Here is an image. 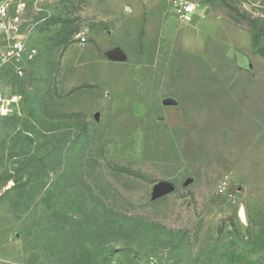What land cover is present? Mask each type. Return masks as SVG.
Masks as SVG:
<instances>
[{"label":"rangeland","instance_id":"rangeland-1","mask_svg":"<svg viewBox=\"0 0 264 264\" xmlns=\"http://www.w3.org/2000/svg\"><path fill=\"white\" fill-rule=\"evenodd\" d=\"M177 1L22 12L27 52L1 73L22 102L0 116V264H84L54 241L87 246L85 213L110 220L101 264H264V0H188L190 19Z\"/></svg>","mask_w":264,"mask_h":264},{"label":"built area","instance_id":"built-area-1","mask_svg":"<svg viewBox=\"0 0 264 264\" xmlns=\"http://www.w3.org/2000/svg\"><path fill=\"white\" fill-rule=\"evenodd\" d=\"M31 1L34 0H17L14 15L10 13V5L7 2L0 4V116L3 117L12 116L20 111L22 95L2 88L1 73L8 64L19 62L27 52L26 40L32 26L29 25L26 32H21L20 26L21 14ZM195 9L196 5L192 1L176 3L177 13L187 19H190ZM19 72L22 73L20 69Z\"/></svg>","mask_w":264,"mask_h":264},{"label":"trees","instance_id":"trees-1","mask_svg":"<svg viewBox=\"0 0 264 264\" xmlns=\"http://www.w3.org/2000/svg\"><path fill=\"white\" fill-rule=\"evenodd\" d=\"M55 206H57V212H56L57 218L54 221H56L57 223L56 225H54V227L51 230L55 232L57 239H61L60 233L62 234L63 231V229L61 230V227L63 228L67 224V220H65L66 216H64L62 211H60L63 210L61 207L62 204L61 205L55 204ZM82 221H83L82 223L74 225L73 227H76L77 229L76 237L80 235L78 232H83V231L87 232V234L85 235L87 236V238L85 239L86 244H88L87 246L83 245L84 240H82L81 247H78L79 245L70 237L62 238V241L58 240L54 242L58 247L60 246V242H61L62 247H64L68 251L71 250L70 253H72L73 251L77 252L78 248H82V250L80 249L82 251L80 253V256L82 257L81 262H83L84 264H101L102 261H99V259H94L93 257L92 245L96 246L97 244H102L106 236L111 232H113V230L110 228L111 225L109 223L110 220L107 219V217H104L103 215L95 216L93 214L88 215V213H85L82 217ZM46 232L48 233L50 232V230H47ZM80 237H78L77 239H79ZM77 255L74 256L73 260H77ZM116 256L117 254H115L113 251H110L105 255L103 260L108 262L110 261L109 259H114L116 258ZM70 258L72 259V256Z\"/></svg>","mask_w":264,"mask_h":264},{"label":"water","instance_id":"water-1","mask_svg":"<svg viewBox=\"0 0 264 264\" xmlns=\"http://www.w3.org/2000/svg\"><path fill=\"white\" fill-rule=\"evenodd\" d=\"M106 55L112 61L123 62L128 59L127 53L121 46H114L113 48L109 49L106 52ZM240 57L250 64V60L247 57V55H245L244 53H240ZM175 103L176 101L173 98H168L164 101L165 105H174ZM95 117L98 119L99 114L96 113ZM175 190H176V185L173 182L166 180L161 181L155 187L154 198L155 199L163 198L173 193Z\"/></svg>","mask_w":264,"mask_h":264}]
</instances>
